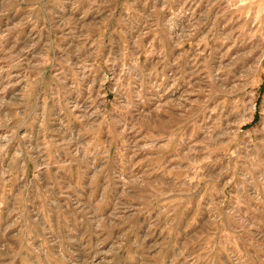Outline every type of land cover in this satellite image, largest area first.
<instances>
[{
  "label": "rangeland",
  "instance_id": "374dc122",
  "mask_svg": "<svg viewBox=\"0 0 264 264\" xmlns=\"http://www.w3.org/2000/svg\"><path fill=\"white\" fill-rule=\"evenodd\" d=\"M69 6L66 0H52L48 5L51 14H42L38 21L40 36L33 55H29L23 66L13 72V76L25 74L29 68V60L37 66L43 63V67L39 68L43 73L41 87L37 89L40 99L34 100V108L42 114L43 105L45 101L48 102V123L45 128L40 127L39 119L31 123L32 130L39 138L41 151L36 154L35 162H28L25 179L36 184L43 200L62 202L71 211V199L76 193L70 182L78 180L80 188H83L86 173L83 164L66 163L68 157L57 147V134L53 131L56 121L53 118L58 112L61 116L65 115L66 102L76 100L78 91H85L84 83L95 79L94 91L100 93V78L103 74L110 69H115L118 73L122 66H126L136 57L137 71L145 77L144 104L143 110L139 112V119L148 121L152 119L148 109L153 103L167 102L170 98L179 96L181 85L186 87L188 81L196 83L201 79L198 72L203 73L206 57L207 66L211 69L219 60L227 63L238 52L253 50L254 46L259 47L264 40L259 35L253 37L235 31V24H227L231 16L222 15L224 5L216 4L215 0H111L98 13L91 14L98 19L105 18L101 22L102 27L96 23L76 27L73 19L60 11ZM154 8L163 11L153 12ZM26 11L25 8L13 9L5 20H10L13 16L19 18ZM109 13L112 15L109 16ZM174 13L178 14L175 19ZM60 16L65 17L66 24L73 25L74 31L67 32L59 21ZM197 22L202 26L190 37ZM133 25H136L135 34L140 40L138 46L129 41ZM31 29L32 25H29L25 29V35ZM23 41L24 36L21 37V43ZM117 52L120 53L119 57L116 56ZM253 58L241 60L236 57L237 65L233 75L241 64H246ZM89 67L90 72L86 71ZM31 75L35 76L36 72ZM81 76L85 77V81L77 88H72ZM114 87L115 82L110 79L103 89L106 95L100 101L107 102L105 107L109 113L112 112V105L117 102L118 96L123 94L119 90L113 91ZM56 89H60L62 93L59 104L50 95ZM12 91L18 89H10L9 95ZM197 98L189 89L183 97L172 100V103L183 108H192L188 101ZM199 99L203 102L205 97L201 95ZM217 102H221L219 107ZM251 106V118L245 121ZM180 111L179 108L174 109L167 117L162 114L163 124L157 123L151 129L142 128L141 136L150 133L158 138L157 149L170 142L168 148L159 151L135 152V141L129 140L127 136L124 137L127 141L126 147L118 151L120 140L117 138L116 128L107 130L105 125L99 132L98 144L104 145L106 139L112 142L111 151L107 155L110 170L129 173L140 180L147 179L157 188L156 198L153 200L148 197L152 210L137 217L133 223V230L128 235V250L131 251V241L138 239L148 227L144 223L147 218L152 225L147 241L159 237L165 246L161 264H167V256L174 249L180 248L181 241L187 250L185 256L191 257L188 264H232L231 253L237 249L238 254L243 253L246 239L251 236L248 233H238L237 223H255L257 227L253 231L258 229L260 233H264V212L250 211L243 198H240V215L236 223H232L224 215L229 206L238 199L234 191L236 181L231 178L235 175L239 179L244 162L236 159L239 155L237 146L264 138V76L252 83L246 92L229 95L226 100L223 96H213L206 109H193L194 115L189 113L191 119H180ZM119 115H106L104 119L106 122L114 121V117ZM237 117H240L238 122ZM132 119L134 116L129 115V120ZM226 123L230 125L228 131L238 133L235 142L229 144L225 137L209 144V139L215 140L211 133L213 125L219 129L224 128ZM74 124L79 125L80 121H74ZM206 128L210 130L209 133H205ZM172 137L174 139L170 140ZM205 144H208L207 149L203 147ZM96 163L98 165L100 160L97 159ZM38 165L39 172L36 170ZM197 166L200 169V178L194 181L193 190L180 195V186L184 184L183 177L196 176V172L190 169ZM65 185H68L67 189ZM210 200L217 205L223 201V207L220 208L223 219L219 224H214L215 217L209 208ZM31 207L29 202L28 208ZM52 207L56 205L53 204ZM57 219L58 214H53V223ZM17 264H30V261L26 258L18 259Z\"/></svg>",
  "mask_w": 264,
  "mask_h": 264
},
{
  "label": "clouds",
  "instance_id": "9594fccd",
  "mask_svg": "<svg viewBox=\"0 0 264 264\" xmlns=\"http://www.w3.org/2000/svg\"><path fill=\"white\" fill-rule=\"evenodd\" d=\"M51 2L52 0H0V264H17L18 259L24 258L30 264H161L165 246L159 237L147 241L152 227L147 218L144 223L148 227L138 239L131 241L132 248L131 251L128 250V235L133 230V223L137 217L152 210L148 197L154 200L158 195L157 188L147 179L140 180L129 173L110 170L107 155L111 151L112 142L106 139L104 145L98 144L99 132L105 125L107 130L115 127L120 140L118 151L127 145L125 136L135 141V152L168 148L170 142L157 149L158 138L150 133L141 136L142 128L151 129L157 123L163 124L161 115L167 117L177 108L181 110L180 119L186 121L191 119L189 113L194 115L193 109H206L213 96H223L226 100L229 95L246 92L252 83L264 76V43L259 47L254 46L253 50L238 52L227 63L219 60L211 69L207 66L206 57L203 73L198 72L201 79L196 83L188 81L186 87L181 85L179 96L164 103H153L148 109L152 119L148 121L139 119V112L143 110L144 104L145 77L137 71L136 57L122 66L118 73L115 69L104 73L100 78V93L94 91L95 79L84 83L85 91H78L76 100L66 102L65 115L61 116L58 112L53 118L56 121L53 131L57 134V147L68 157L66 163L83 164L86 173L83 188H80L78 180L70 182L76 195L71 199L69 211L62 202L43 200L36 184L25 179L28 162H35L36 154L41 151L39 138L32 130L31 123L39 119L41 128H45L48 123V102L45 101L42 114L34 108V100L40 99L37 89L41 87L43 73L39 68L43 67V63L37 66L29 60V68L25 74L13 76V72L23 66L29 55H33L40 36L38 21L42 14H51L48 9ZM66 2L70 5L69 8L60 11L72 18L76 27H86L93 23L102 27L101 22L105 18L98 19L91 14L98 13L111 0H75V4L73 0ZM215 3L224 5L222 15L231 16L227 24H235V31L253 37L259 35L264 40V0H215ZM20 8L27 9L24 15L5 20L11 10ZM156 11L163 9L154 8L153 12ZM177 15L174 13L173 19ZM59 21L67 32L74 31L73 25L65 23L64 16H60ZM29 25H32V29L25 35V29ZM200 26V22H197L190 37L196 34ZM135 31L136 25H133L129 41L138 46L140 40ZM116 56L119 57L120 53L117 52ZM236 57L241 60L254 58L241 64L233 75L237 65ZM86 71L90 72L91 68H86ZM32 72H36V75H31ZM110 79L115 82L112 90L123 93L112 105L111 113L105 107L107 102H100L102 96L106 95L103 89ZM84 81L85 77L81 76L71 87L77 88ZM10 89L18 91H12L9 95ZM189 89L192 95L198 97L188 101L192 108L172 103V100L183 97ZM61 94L60 89L50 93L57 104L60 103ZM201 95L205 97L203 102L199 99ZM220 103L217 102V107ZM115 113L120 115L115 116L114 121H105L106 115ZM129 115H133L134 119L129 120ZM223 115L221 109V116ZM239 119L240 117L236 118L237 122ZM225 120L227 121V117ZM74 121H80V124L75 125ZM229 127L227 123L224 128L219 129L213 125L211 133L215 140L209 139L208 143L214 144L225 137L229 144L235 142L238 133L228 131ZM204 131L209 133L210 130L206 128ZM203 147L207 149L208 144ZM236 151L239 153L236 159L243 160L244 163L239 179L235 175L231 178L236 181L234 191L238 199L224 215L232 223H236L240 215V198H243L250 211L264 212V138L238 145ZM97 159L100 160L98 165ZM36 170L40 171L39 165ZM190 171H195L196 176L183 177L180 195L193 190L194 181L200 178L198 166ZM67 188L68 185H65V189ZM29 202L32 204L30 209ZM53 204L56 207L53 208ZM222 207L223 201L219 205L213 200L209 201L210 212L215 217L214 224H219L223 219L220 214ZM53 214H58L56 223L52 221ZM256 227L255 223L245 224L243 221L236 224L238 233H248L251 236L246 239L243 253L238 254V249L231 253L232 264H264V233H260L258 229L254 232ZM186 251L181 241L180 248L174 249L167 256V264H181V261L188 264L191 257L185 256Z\"/></svg>",
  "mask_w": 264,
  "mask_h": 264
},
{
  "label": "bare ground",
  "instance_id": "6f19581e",
  "mask_svg": "<svg viewBox=\"0 0 264 264\" xmlns=\"http://www.w3.org/2000/svg\"><path fill=\"white\" fill-rule=\"evenodd\" d=\"M253 110V107L251 106L250 110H249V113L246 115V117L244 118L245 121H248L250 118H251V112ZM249 135V133H248ZM247 136V135H246Z\"/></svg>",
  "mask_w": 264,
  "mask_h": 264
}]
</instances>
